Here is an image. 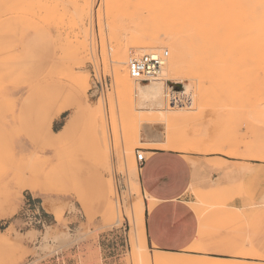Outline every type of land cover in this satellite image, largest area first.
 I'll return each instance as SVG.
<instances>
[{
  "label": "rangeland",
  "instance_id": "374dc122",
  "mask_svg": "<svg viewBox=\"0 0 264 264\" xmlns=\"http://www.w3.org/2000/svg\"><path fill=\"white\" fill-rule=\"evenodd\" d=\"M142 1L0 0V264H148L169 253L146 241L144 256L136 150L148 148L145 127L150 140L181 151L264 158V67H200L183 42L161 35L152 52L168 56L157 82L178 92V107L171 96H140L133 78L116 80L125 56L152 54L126 33ZM151 115L157 120L141 123L142 137H128ZM188 193L201 214L230 198L228 186L215 182ZM243 228L232 256L169 254L264 264L250 224Z\"/></svg>",
  "mask_w": 264,
  "mask_h": 264
},
{
  "label": "crops",
  "instance_id": "0c3cea01",
  "mask_svg": "<svg viewBox=\"0 0 264 264\" xmlns=\"http://www.w3.org/2000/svg\"><path fill=\"white\" fill-rule=\"evenodd\" d=\"M141 127L139 137L143 132V143L150 145L136 150L145 154L142 164L136 162L137 183L145 197V242L162 252L198 250L206 255L232 256L240 249L238 245L242 247L245 222V231L250 224L252 243L264 253V158L241 157L233 149L228 154L217 149L210 153L181 151L172 143L150 140L146 127L142 132ZM208 161L223 167L210 166ZM210 182L228 186L230 198L224 206L201 214L190 204L188 192L192 185L207 189ZM249 208L254 209L247 211ZM240 210L245 212V221Z\"/></svg>",
  "mask_w": 264,
  "mask_h": 264
},
{
  "label": "bare ground",
  "instance_id": "6f19581e",
  "mask_svg": "<svg viewBox=\"0 0 264 264\" xmlns=\"http://www.w3.org/2000/svg\"><path fill=\"white\" fill-rule=\"evenodd\" d=\"M142 4L141 10H136L128 15L126 27V33L129 32L132 43L137 41L145 43L142 50L150 52L156 50L159 47L157 40L164 36V39H169L174 43L183 42L187 46L185 48H189L196 55L194 64L200 67L201 65H224V67L234 65V68L236 65L238 67L247 65H250L249 67H264V0H163L160 2L143 0ZM161 28L163 31H160ZM181 52L183 53V51ZM181 52L179 53L182 56ZM125 57L121 60L124 66L116 75V80L130 83L132 77L128 70L129 59L128 56ZM176 57L179 56L175 54ZM162 78H151L150 82L148 81L149 83L145 85L134 79L138 83L135 90H138L140 96L144 97L151 95L152 98L154 95L156 99L157 96L166 99L171 96L173 109L178 103V92L171 91L173 89H168L164 84L162 90L163 86L157 82ZM172 92H174L173 95L170 94ZM176 92L178 96H176ZM180 92L182 91L180 90ZM179 109L181 110L182 107ZM145 118L127 134L128 137L134 140L138 139L141 123H155L157 120L152 119L153 116L149 117L150 119ZM69 126L68 123L62 132L54 134L56 136H53L52 141L64 137ZM51 144L54 145V143ZM146 146L150 145L146 144ZM143 209V202L140 199L136 205V213L140 215L137 216V219L140 218L138 220L141 222V227ZM141 234L143 236L142 228ZM143 243L144 256L148 260L145 239ZM149 260L153 264H244L234 260L196 259L169 253L154 254Z\"/></svg>",
  "mask_w": 264,
  "mask_h": 264
},
{
  "label": "built area",
  "instance_id": "2783aa9c",
  "mask_svg": "<svg viewBox=\"0 0 264 264\" xmlns=\"http://www.w3.org/2000/svg\"><path fill=\"white\" fill-rule=\"evenodd\" d=\"M168 52L144 54L138 58L130 59L128 70L130 76L140 82H148L151 78H157L160 70L165 64ZM145 160L143 151H136V162L140 165Z\"/></svg>",
  "mask_w": 264,
  "mask_h": 264
}]
</instances>
